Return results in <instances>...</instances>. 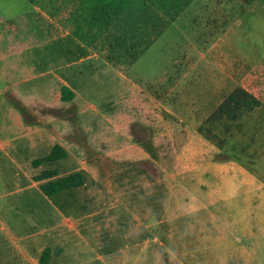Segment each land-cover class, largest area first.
<instances>
[{
	"label": "rangeland",
	"instance_id": "1",
	"mask_svg": "<svg viewBox=\"0 0 264 264\" xmlns=\"http://www.w3.org/2000/svg\"><path fill=\"white\" fill-rule=\"evenodd\" d=\"M237 87L259 107L207 141ZM55 144L67 157L33 168ZM224 161L243 171L222 200L264 189V0H0V264L46 247L50 264H181V216L207 200L187 170ZM49 169L84 185L47 198L33 178ZM250 220L237 210L233 233Z\"/></svg>",
	"mask_w": 264,
	"mask_h": 264
},
{
	"label": "crops",
	"instance_id": "2",
	"mask_svg": "<svg viewBox=\"0 0 264 264\" xmlns=\"http://www.w3.org/2000/svg\"><path fill=\"white\" fill-rule=\"evenodd\" d=\"M233 170L243 171L230 161L196 163L187 170L191 172L187 176L193 177L190 181L199 184L197 196L206 197L207 200L203 201V204L197 200V203L188 206L181 216L180 233L183 247L181 264H260L258 263L260 259L256 256L258 248L255 242L264 236V228L259 222L264 219V189H254L253 178L242 179V184L248 187L243 197L238 200L233 190L227 193L225 200H222L219 197L221 185L237 182L236 176L231 173ZM237 210L251 219L250 223L242 228L241 237L233 233ZM138 227L139 223L135 222V229ZM226 241H230L235 250L227 248L228 250L223 251L222 257L212 256L213 251L218 249L216 243ZM127 252L125 251V255L129 256ZM201 252L206 253L199 256ZM140 256L141 246L136 256L138 262Z\"/></svg>",
	"mask_w": 264,
	"mask_h": 264
},
{
	"label": "trees",
	"instance_id": "3",
	"mask_svg": "<svg viewBox=\"0 0 264 264\" xmlns=\"http://www.w3.org/2000/svg\"><path fill=\"white\" fill-rule=\"evenodd\" d=\"M75 94L68 87L60 88V101L68 103L72 101ZM260 105L259 101L244 89L237 87L231 91L224 100L215 108V110L205 119L204 125L197 128V133L203 135L205 139L211 143H215L217 135L214 134V128L224 123L236 124L240 117L246 113L252 112ZM225 129H227V125ZM223 140L219 142L222 145ZM67 152L59 145L55 144L50 151L43 157L35 159L31 162L33 168H39L43 164H56L65 159ZM34 182H43L39 189L47 198H54L63 193L74 191L83 187L84 177L81 172H75L70 175L59 177L57 170H44L33 178ZM59 250L54 254H59ZM53 252L46 247L41 251L38 264H50Z\"/></svg>",
	"mask_w": 264,
	"mask_h": 264
}]
</instances>
